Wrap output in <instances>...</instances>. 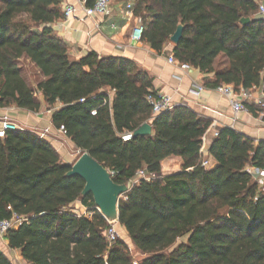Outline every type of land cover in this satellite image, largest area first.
Listing matches in <instances>:
<instances>
[{"label":"trees","instance_id":"obj_1","mask_svg":"<svg viewBox=\"0 0 264 264\" xmlns=\"http://www.w3.org/2000/svg\"><path fill=\"white\" fill-rule=\"evenodd\" d=\"M78 1L91 8L96 0ZM116 1L132 3L130 18L144 28L141 41L157 54L181 24L171 54L213 74L208 88L264 86V20L255 17L264 0ZM61 3L0 0V109L36 113L40 93L54 108V129L114 183L129 184L139 171L153 178L131 185L119 201L118 225L132 248L120 237L109 246L108 223L94 211L92 196H81L84 182L65 177L71 166L35 132L6 131L0 134V221L13 214L26 219L7 232L8 247L27 264H264V192L247 171L264 169V141L223 128L202 167L211 121L183 105L154 116L147 101L156 94L152 78L132 60L95 52L72 59L51 28L63 20ZM243 18L250 22L241 24ZM21 60L42 76L33 87ZM144 123L151 136L133 137ZM170 158L180 161V170L163 174L161 164ZM77 200L90 216L71 211ZM0 264L12 262L0 253Z\"/></svg>","mask_w":264,"mask_h":264},{"label":"crops","instance_id":"obj_2","mask_svg":"<svg viewBox=\"0 0 264 264\" xmlns=\"http://www.w3.org/2000/svg\"><path fill=\"white\" fill-rule=\"evenodd\" d=\"M67 2L76 6V15L68 20L56 21L51 28L54 34L67 44L70 57L79 59L89 52H95L99 56L122 57L135 62L152 78L153 88L157 94L166 95L171 98L174 106H186L211 121L202 139L204 159L211 162L208 148L212 139L223 128H230L255 143L264 141V109L252 105L254 110L257 109L255 113L247 108L246 112L235 114L224 95L217 89L206 86L214 81L213 74H204L192 67L181 69L180 64H168L167 58L172 55L173 49L171 43L166 44L162 52L157 54L146 43L132 40L131 34L136 23L126 16V4L113 0L109 16L83 19L78 0H67ZM61 9H63L62 3ZM20 66L22 73L24 68H29L35 72L37 82L42 80L40 73L27 60H21ZM37 82L27 83L33 87ZM196 86H202L203 91L197 93ZM35 96L40 102L38 112L33 113L11 106L0 109V114H5L24 130L32 132L48 130V138L45 140L54 148V141H49L54 136V132H58L51 122V112L54 108H49L44 103L40 93H36ZM179 170L180 161L176 158L166 159L161 164L163 174H171ZM116 227L122 238L126 242L129 241L125 229L118 223ZM0 253L12 264L17 260L23 261L20 251L10 249L5 239L0 241Z\"/></svg>","mask_w":264,"mask_h":264},{"label":"built area","instance_id":"obj_3","mask_svg":"<svg viewBox=\"0 0 264 264\" xmlns=\"http://www.w3.org/2000/svg\"><path fill=\"white\" fill-rule=\"evenodd\" d=\"M79 2V1H78ZM113 0H96L94 5L91 8H87L84 6L82 2H79L81 7V14L83 19H88L94 16H101V17H107L110 15L111 12V4ZM63 4V20H68L69 18H72L76 15L77 8L74 4L68 3L67 0H62ZM125 14L128 18L131 17L132 14V3L126 4L125 7ZM255 17L258 19L264 20V2H258V10L255 14ZM144 32V28L141 24V20H136V26L132 31L131 38L134 41L140 42L142 39V35ZM168 64L171 65H179V63L174 59V57L171 55L167 58ZM181 69H187L189 66L180 64ZM196 91L201 92L203 91L202 86H196ZM217 91L224 95L229 103L230 106L235 114L240 112H246L248 105H255L258 108L264 109V86L260 85L258 87H254L249 90H243L239 89L238 91H235L232 86L228 85H222L217 88ZM195 94H197L194 91ZM147 101L152 106V114L154 116H157L161 113H164L166 111L171 110L174 107V104L170 97L166 95L161 94H155V96H148ZM16 130H24L19 125L14 123L8 116L5 114H0V134H3L6 131H16ZM58 132H62L61 130H58ZM40 138L47 139L48 138V130L35 132ZM217 135V134H216ZM215 135V136H216ZM131 138V134H125L122 139L123 141H128ZM201 148V155L202 154ZM202 167H208L209 163L206 159L203 158L201 162ZM248 173L254 176L257 183L261 184L264 188V169L258 170L253 168V170H249ZM153 178V176L148 177L145 175L143 171H139L136 176L130 181L128 184L129 188L131 185H134L138 183L140 180L150 181ZM83 212L80 215H91L92 213H88L87 208L83 207ZM72 211V210H71ZM94 211L99 212V210L94 207ZM73 213L79 215L75 211H72ZM101 215V214H100ZM102 216V215H101ZM103 217V216H102ZM104 218V217H103ZM105 219V218H104ZM26 221V219L22 216H18L16 214H13L10 219L2 220L0 221V241L5 239V236L9 230L17 229L21 224ZM105 221L108 223L109 228L105 232L106 241L109 246H112L116 239L119 237L118 230L116 229V224L113 222H109L105 219Z\"/></svg>","mask_w":264,"mask_h":264},{"label":"water","instance_id":"obj_4","mask_svg":"<svg viewBox=\"0 0 264 264\" xmlns=\"http://www.w3.org/2000/svg\"><path fill=\"white\" fill-rule=\"evenodd\" d=\"M245 25L250 22L249 18L240 20ZM183 26L179 24L176 31L170 37L172 45H177L182 37ZM152 127L149 123L142 124L134 133L133 137L151 136ZM66 178L78 177L84 182L81 192L82 197L92 196L95 207L100 214L109 222L118 223V206L120 199L129 191L128 184H116L111 179L110 172L88 153L83 152L71 165L65 174Z\"/></svg>","mask_w":264,"mask_h":264},{"label":"rangeland","instance_id":"obj_5","mask_svg":"<svg viewBox=\"0 0 264 264\" xmlns=\"http://www.w3.org/2000/svg\"><path fill=\"white\" fill-rule=\"evenodd\" d=\"M24 78L27 82L34 84V82H37V78L35 76V72L29 68H24L23 70ZM49 141H54V149L59 154L61 161L64 164L72 165L76 159L79 157V151L75 149V147L72 145V143L60 132H54V136L50 138ZM258 186L262 192H264V188L261 184L258 183ZM72 211H75L79 215L83 212L82 204L80 200H77L74 204L70 206ZM117 229V227H116ZM118 235L120 238H122V234L119 233ZM129 244V247H131V244L129 241H127ZM134 258L137 259L138 254H134ZM13 264H27L24 261H15Z\"/></svg>","mask_w":264,"mask_h":264}]
</instances>
